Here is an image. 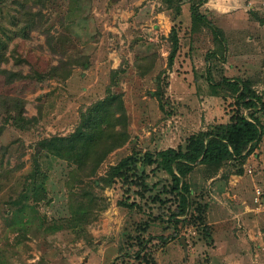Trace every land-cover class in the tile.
Segmentation results:
<instances>
[{
  "label": "rangeland",
  "instance_id": "1",
  "mask_svg": "<svg viewBox=\"0 0 264 264\" xmlns=\"http://www.w3.org/2000/svg\"><path fill=\"white\" fill-rule=\"evenodd\" d=\"M191 1L180 0L177 14L168 0H0V264H132L143 240L155 264H216L212 221L235 216L222 206L237 199L245 218L263 222L255 237L245 231V264H264L261 150L243 163L195 165L177 223L169 220L177 195L156 165L145 166V179L142 162L127 177L109 176L127 155L228 124L237 106L223 77L248 80L264 98V0L199 5L224 30L223 54ZM109 94L106 135L83 170L40 150L41 140L75 132ZM243 182L245 196L233 190Z\"/></svg>",
  "mask_w": 264,
  "mask_h": 264
},
{
  "label": "trees",
  "instance_id": "2",
  "mask_svg": "<svg viewBox=\"0 0 264 264\" xmlns=\"http://www.w3.org/2000/svg\"><path fill=\"white\" fill-rule=\"evenodd\" d=\"M172 1H177L176 12L181 13L180 0H168V2ZM207 1L192 0V14L212 30L217 50H221L223 54L227 48L224 30L200 12L199 5ZM258 20L264 24V19L258 17ZM171 40L173 47L169 58L170 63L175 57L179 44L175 28L172 31ZM208 79L213 94L217 95L216 88L219 84L214 82L210 75ZM222 82L227 84L235 94V105L237 106L228 124H218L207 130L198 131L191 134L184 143L178 144L177 147L161 149L155 153L147 152L142 158L137 153L127 155L109 170L111 179L124 178L130 170L139 169L138 164L142 162L144 178L141 179L149 175L145 166L156 165L154 169L166 172L172 182L171 191L176 193L178 198L177 208L173 210L169 218L176 223L179 222L178 217L187 215V209L191 204V188L183 178L194 169V166L198 164L218 165L238 159L243 163L258 147L264 135V125L258 116L264 113V98L254 91L248 80L223 77ZM112 98L115 99V95L109 94L105 99L98 101L83 112L82 122L72 134L41 140L38 143L40 150L50 151L60 158L72 159L76 163L77 171L83 170L90 157H93V153L99 148L101 139L106 135L107 118L111 117L107 104ZM244 109L250 111L249 114L244 113ZM38 165L36 160V168L39 169ZM131 205L127 204L130 207ZM134 258L136 262L132 264H155V259L151 256V251L144 240L135 252Z\"/></svg>",
  "mask_w": 264,
  "mask_h": 264
},
{
  "label": "crops",
  "instance_id": "3",
  "mask_svg": "<svg viewBox=\"0 0 264 264\" xmlns=\"http://www.w3.org/2000/svg\"><path fill=\"white\" fill-rule=\"evenodd\" d=\"M205 4H213V2L212 0H209V2ZM219 7L221 6L214 7L216 13L220 11ZM263 143L264 136L259 142V147L256 149L259 151L261 150L260 159L263 161L264 166ZM262 173L263 176L261 177L263 178L261 179L264 180V170H262ZM244 183L245 182H243V184L241 183L239 188H233V190L236 192H242L243 196H245V191L248 192L249 189H246L247 184L245 185ZM236 196L238 195L235 194L234 197L236 198ZM230 201L227 202L225 206H222V210L225 211L226 214L229 211L233 213L235 212V216L230 217V215H228L225 217L218 212L216 219L212 221V238L214 239L215 245L214 248H211L212 261L217 262L216 264H245V231L248 230L247 233L250 236L255 237V234L263 229V222L257 216H253L254 219L245 218L244 200L241 201L240 199H237V202L231 201L232 203H230ZM236 216H238L237 219L233 218ZM231 225L233 229L232 231L230 229Z\"/></svg>",
  "mask_w": 264,
  "mask_h": 264
},
{
  "label": "water",
  "instance_id": "4",
  "mask_svg": "<svg viewBox=\"0 0 264 264\" xmlns=\"http://www.w3.org/2000/svg\"><path fill=\"white\" fill-rule=\"evenodd\" d=\"M184 241H185V240H184V238H183V239H182V242L184 243Z\"/></svg>",
  "mask_w": 264,
  "mask_h": 264
},
{
  "label": "built area",
  "instance_id": "5",
  "mask_svg": "<svg viewBox=\"0 0 264 264\" xmlns=\"http://www.w3.org/2000/svg\"><path fill=\"white\" fill-rule=\"evenodd\" d=\"M260 193V191H258V194Z\"/></svg>",
  "mask_w": 264,
  "mask_h": 264
}]
</instances>
